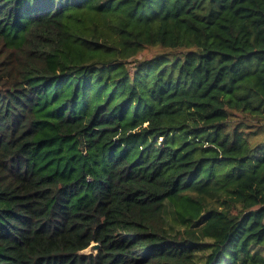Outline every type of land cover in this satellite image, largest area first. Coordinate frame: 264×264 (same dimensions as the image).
<instances>
[{
	"label": "trees",
	"instance_id": "16d2710c",
	"mask_svg": "<svg viewBox=\"0 0 264 264\" xmlns=\"http://www.w3.org/2000/svg\"><path fill=\"white\" fill-rule=\"evenodd\" d=\"M0 264H264V0H0Z\"/></svg>",
	"mask_w": 264,
	"mask_h": 264
},
{
	"label": "rangeland",
	"instance_id": "374dc122",
	"mask_svg": "<svg viewBox=\"0 0 264 264\" xmlns=\"http://www.w3.org/2000/svg\"><path fill=\"white\" fill-rule=\"evenodd\" d=\"M149 54V53H147ZM98 251V246L97 244H93L90 246V248L88 250H86L84 253H88V254H96Z\"/></svg>",
	"mask_w": 264,
	"mask_h": 264
},
{
	"label": "water",
	"instance_id": "95a60500",
	"mask_svg": "<svg viewBox=\"0 0 264 264\" xmlns=\"http://www.w3.org/2000/svg\"><path fill=\"white\" fill-rule=\"evenodd\" d=\"M98 246V245H97ZM98 248H99V246H98Z\"/></svg>",
	"mask_w": 264,
	"mask_h": 264
}]
</instances>
